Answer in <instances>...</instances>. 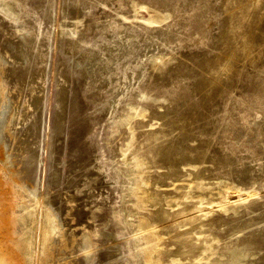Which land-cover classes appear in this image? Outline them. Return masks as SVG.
Listing matches in <instances>:
<instances>
[{"label": "rangeland", "instance_id": "obj_1", "mask_svg": "<svg viewBox=\"0 0 264 264\" xmlns=\"http://www.w3.org/2000/svg\"><path fill=\"white\" fill-rule=\"evenodd\" d=\"M127 1L112 9L100 4L99 24L127 14L144 34L143 28L162 29L179 15L184 17L149 0ZM39 5L38 0H0V29L13 38L25 32L14 28V19L31 18L48 31ZM64 7V0H57L49 87L39 111L44 148L35 192L17 174L25 155L5 166L0 147V264H83L87 256L95 264H264L263 114L257 111L246 117L248 126H256L260 134L253 143L238 135L239 130L214 134L212 129L224 113L228 118L231 111L244 113L233 101L254 94L257 76L264 77V0L204 2L192 37L180 29L170 48L143 46L141 37L126 39L139 45L136 51L145 49L142 54L153 77L141 82L170 89L174 81L162 85L166 81L160 80L171 79L184 68L195 76L197 88L188 92L189 82L182 79V93L171 100L165 93L136 88L140 81L132 83L129 88L135 96L117 106L116 118L83 109L68 145L58 133L56 110L60 83L66 79L62 33L74 25L89 31L95 19L86 10L66 14ZM120 50L112 51L120 57L112 73L115 78L124 68ZM160 72L164 76L157 75ZM73 87L72 82L68 90L80 101L77 108L84 107L85 95ZM4 88L0 81V106ZM107 91L99 85L87 95L101 97ZM109 161L112 166L106 165L105 171L100 163ZM116 168L121 173L118 184L112 174ZM100 231L106 235L104 241ZM241 251L251 257L236 259L235 253ZM111 252L113 257L107 259L105 253Z\"/></svg>", "mask_w": 264, "mask_h": 264}, {"label": "bare ground", "instance_id": "obj_2", "mask_svg": "<svg viewBox=\"0 0 264 264\" xmlns=\"http://www.w3.org/2000/svg\"><path fill=\"white\" fill-rule=\"evenodd\" d=\"M38 1H40L39 15L42 21L46 19L48 22V31H42L41 23L31 18V20L28 19L29 21L26 19H14L17 23L14 28L25 31L24 33L16 32L15 40V37L11 38L6 36L0 29V81L5 84V94H3L4 98L0 106V147L3 150L2 159L5 166H11L16 156L18 158L25 155V159L22 160V166L17 171V174L22 179L30 182V189L34 192L40 180L39 169L41 157L39 156L44 148L43 126L40 124L42 113L39 114V111L44 108L47 97L44 92L49 87L48 82L51 72L50 59L53 50L51 44L53 37L51 28L55 22L54 12L57 8V0ZM122 1L64 0L66 14L80 13L86 10L88 11L86 14H89L91 18L95 19L89 31L84 27L74 25L68 32L63 30L65 34L62 33L61 62L64 65L63 72L66 79L60 83V97L57 102L59 107L56 110L58 114L57 124L59 125L58 133L60 135L64 134L65 139H63L66 145L70 142L69 135H71V128L78 121L76 118L82 114L83 109L100 110L101 114L98 117L105 115V117L108 116V119L116 118L119 106L125 103L127 99L135 96V93L129 88L132 83L135 85L137 81H140L136 85V88L153 89L157 92L156 94L165 93L171 100H174V98L182 93L179 84L182 79L189 82L187 83L188 92L197 88V84L195 85V76L191 72L187 73L188 70L184 68L175 71L171 79L160 80L158 77L160 81H166V83L161 82L162 85H170L174 81L170 89L163 90L160 86H155L154 83L149 85L148 80L141 82L144 77L148 75L152 76V73L149 71V63L142 54L145 49L143 50L144 47H141V50L137 49L136 51L139 45L131 43L129 40L126 41V39L133 36L141 37L140 43L143 46L147 47V45H150V47H156L157 44H163L164 47L170 48L172 42L178 38L180 29L185 31L183 33L186 37H192L191 35L194 34V28H196L195 25L197 23L195 21L203 17H201V6L209 0H149L150 3L157 7L169 11L181 12L184 14V17L182 19V16L179 15L180 18L178 21L176 20L168 27H163L162 29L143 28L144 34H140L141 30L135 28L140 26L133 25L128 20L127 14L118 13V16L111 17L109 23L99 24L97 11L99 5L102 4L112 9L113 6L118 5V3L120 4ZM212 6L214 8L217 4H212ZM211 41L212 37L210 38ZM86 45H90L91 47L89 48ZM118 50H120V53H124V62L120 63L123 64L124 68L121 69L118 78H115L112 77V73L117 70L116 65L120 57L112 51ZM192 57L194 58L196 55L193 53ZM131 62L137 64L132 67L127 66V63ZM157 75L164 76L161 72ZM69 78L73 80H69ZM72 82L75 89L76 87H80L81 93L85 95V100H81L84 102V107L81 106L79 107L80 109L77 108V103L80 101L73 99L68 90L69 84ZM257 83V90L254 94L233 101V103L235 102L236 105L239 104L245 110L244 113L236 114V112L231 111L232 116L230 118L226 116L227 113H224L221 120L218 121L215 119L216 125L212 128L214 129V134H228L239 130L238 135H246L247 142L249 143H253L256 137L260 136L259 132L254 130L257 127L252 128V126H248L249 123L246 120L247 116L257 111L261 112L264 117V77L257 76ZM99 85L108 87V91L104 95L101 97L98 96V93L87 95L88 91L92 88L99 87ZM148 97L146 95V98ZM122 99L124 101L118 105ZM178 99L181 100L182 98ZM227 110L225 105L224 111L226 112ZM29 122L31 125H29ZM116 122L117 119L113 121V124L115 125ZM261 122V120H258V128L262 127ZM77 124L79 125V123ZM81 124L82 120L80 121ZM203 134L206 133L203 132ZM85 142L88 145L89 141ZM244 151L246 152V150ZM62 158L59 157L57 160H61ZM83 164L84 166L89 165L88 162H84ZM100 164L106 171V165L110 168L112 161L105 163V165L103 162ZM55 173L57 179H59L60 173L57 171ZM112 174L114 175L116 184L120 183L121 173L119 169H113ZM54 214L56 216L57 213L54 211ZM60 221L59 219L58 226L62 228L63 225ZM100 234V240L104 241L106 235L101 231ZM246 245L248 249L252 247L249 241L246 242ZM125 246H129V240L126 241ZM247 247L245 246L244 250ZM113 253H105L106 258L113 257ZM49 257L51 256H47V258ZM234 257L241 259L243 257L250 258L251 256L248 252L241 251L235 253ZM83 264H95L94 258L87 256V260Z\"/></svg>", "mask_w": 264, "mask_h": 264}]
</instances>
